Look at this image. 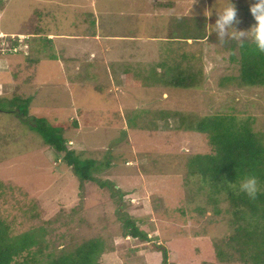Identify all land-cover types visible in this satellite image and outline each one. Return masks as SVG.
<instances>
[{
  "label": "rangeland",
  "instance_id": "1",
  "mask_svg": "<svg viewBox=\"0 0 264 264\" xmlns=\"http://www.w3.org/2000/svg\"><path fill=\"white\" fill-rule=\"evenodd\" d=\"M155 1L0 0V216L13 234L43 227L44 253L101 237L98 264H253L216 255L232 224L227 201L207 203L188 174L189 157L210 145L176 115L228 112L264 132V89L238 82V48L233 60L208 38L226 0ZM232 2L247 29L254 0ZM178 70L198 85L172 87ZM38 115L76 119L63 137L95 159V181L80 184L43 143L30 127ZM125 217L147 241L124 235Z\"/></svg>",
  "mask_w": 264,
  "mask_h": 264
},
{
  "label": "trees",
  "instance_id": "2",
  "mask_svg": "<svg viewBox=\"0 0 264 264\" xmlns=\"http://www.w3.org/2000/svg\"><path fill=\"white\" fill-rule=\"evenodd\" d=\"M208 38L226 46L233 60L235 55L232 51L238 48V82L243 86L257 85L264 89V53L256 50L250 38L241 41L225 36L221 41L216 34ZM178 71L171 77L172 87L198 85L192 72ZM16 100L19 99L14 96L12 102ZM29 100L30 97H26L17 104V111L24 117L28 115ZM176 116L185 129L204 133L210 145L208 152L189 157L186 165L188 174L198 178V187L203 189L201 191L207 203L213 205L220 196L227 201L232 224L229 233L214 244L216 255L225 261L234 258L232 254L237 253L236 257L242 262L264 264V132L255 131L249 118L238 119L228 112L206 114L194 122L189 114L177 113ZM29 121H32L30 127L41 136L43 143L62 154L80 184L95 181L92 172L99 168L95 159L83 158L75 153L63 137L64 131L78 127L76 119L49 123L44 116L38 115ZM246 175L258 179L259 190L254 198L230 185V182H238ZM99 185L102 187L104 183L99 182ZM123 220L124 235L148 240L146 231L135 225L131 218L125 217ZM43 233V227H38L13 234L6 220L0 216V264H41L33 257L35 253L45 256L42 264H98V258L104 251L102 238L90 237L58 252L50 250L44 253L47 243L43 244ZM162 252L165 260L166 251L163 249ZM17 256H23L22 261H17Z\"/></svg>",
  "mask_w": 264,
  "mask_h": 264
},
{
  "label": "clouds",
  "instance_id": "3",
  "mask_svg": "<svg viewBox=\"0 0 264 264\" xmlns=\"http://www.w3.org/2000/svg\"><path fill=\"white\" fill-rule=\"evenodd\" d=\"M248 12L253 20L247 29H239L237 9L232 0H226L225 5L215 12V19L208 23L212 25L217 37L223 41L225 36L241 40L248 37L252 40L256 50L264 53V0H254L248 5ZM205 17L212 15L211 11H203ZM15 48V47H14ZM230 185L237 191L244 193L249 198H254L259 190L258 179L253 175H246L238 182L232 181Z\"/></svg>",
  "mask_w": 264,
  "mask_h": 264
},
{
  "label": "crops",
  "instance_id": "4",
  "mask_svg": "<svg viewBox=\"0 0 264 264\" xmlns=\"http://www.w3.org/2000/svg\"><path fill=\"white\" fill-rule=\"evenodd\" d=\"M148 1L150 2V4H153V5L156 4V2H157V1H155V0H148ZM172 2H173V3L175 2L174 4H179L180 0L177 1V2H176V0H172ZM50 36H51V35L48 34V35H47V38H48V37L51 38ZM79 36H80V35H78V37H79ZM94 39H95V40H98V37L95 35V36H94Z\"/></svg>",
  "mask_w": 264,
  "mask_h": 264
}]
</instances>
